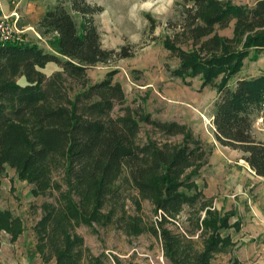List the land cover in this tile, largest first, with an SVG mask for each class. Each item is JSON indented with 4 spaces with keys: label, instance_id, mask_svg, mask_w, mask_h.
Listing matches in <instances>:
<instances>
[{
    "label": "trees",
    "instance_id": "1",
    "mask_svg": "<svg viewBox=\"0 0 264 264\" xmlns=\"http://www.w3.org/2000/svg\"><path fill=\"white\" fill-rule=\"evenodd\" d=\"M185 1L191 5L183 11V30L191 31L195 48L188 51L171 41L165 43L181 60L175 74L201 75L203 85H218L213 114L217 140L244 152L242 158L256 174L264 176V141L257 140L252 130L264 108V74L237 78L251 51L256 55L264 52V0L253 7L231 0ZM104 10L89 0H57L50 5L38 29L43 35H54L50 40L54 50L16 38L0 41V172L7 164L17 167L22 177L37 184V193L49 187L54 165L63 160L67 180L79 198L43 206L35 230L37 248L45 262L55 258V264H83L84 242L72 223L96 220L110 203L134 197L141 208L140 201L147 199L167 221L203 195V191L189 194L182 188L198 190L197 181L190 179L191 174H200L207 162L204 147L191 145L189 140L184 145L152 139L140 142L141 121L134 111L127 106L122 114L113 115L115 105L126 98L122 85L114 82V72L88 85L89 67L133 54L128 45L120 50L103 47L94 15ZM73 11L81 16L80 23ZM233 20L234 37L214 34L203 40L216 25L225 27ZM234 43L242 48L236 51ZM51 64L78 79L85 78L81 91L70 92L61 73L46 75L43 70ZM22 74L27 83L19 82ZM221 74L224 76L219 81ZM145 119L166 136L185 133V125L176 121ZM191 168L194 171L188 174ZM128 191V197H123ZM204 205L205 215L196 219V228L205 229L202 247L196 244V230L152 229L171 264H215L216 255L233 245L231 236L222 234L232 225L229 215ZM202 209L195 208L198 213ZM235 226L240 228L239 223ZM126 228L142 233L131 218ZM1 229L17 235L22 230L21 218L0 208ZM229 264L241 262L235 258Z\"/></svg>",
    "mask_w": 264,
    "mask_h": 264
},
{
    "label": "rangeland",
    "instance_id": "2",
    "mask_svg": "<svg viewBox=\"0 0 264 264\" xmlns=\"http://www.w3.org/2000/svg\"><path fill=\"white\" fill-rule=\"evenodd\" d=\"M50 1L55 0H46V2ZM89 1L105 9L94 15L102 35L103 47L120 50L123 45H128L133 54L116 61L89 67L88 85L102 81L114 72L112 75L114 82L122 85L126 98L123 103L115 105L113 115H120L127 106L130 107L137 119L141 121L140 142L152 139L160 143L172 142L184 145L186 140H189L191 145L199 144L204 147L208 154L206 157V164H208V156L214 148L213 144L215 142L220 144L216 138L213 116L215 101L219 95L218 85H203L205 78L201 75L182 77L175 74V70L181 65L180 57L176 51L165 46L167 41H171L173 45L188 51L195 48L191 31L183 30L186 21L183 11L191 3L185 0ZM231 1L237 5L253 7L258 0ZM73 13L80 23L81 16L74 11ZM235 22L233 20L225 27L216 25L211 35L205 36L203 40L211 38L214 34L234 37ZM18 28L22 29L21 26ZM23 31L20 36H23L28 43L40 46L47 43L44 48L54 50L50 44L54 35H43L38 27L30 31L33 36ZM234 46L238 48L235 49L236 51L242 48V45L239 48L238 43H234ZM43 71L48 76L61 73L70 92L74 93L81 91L85 81V78L78 79L68 72L65 73L61 67L50 66ZM239 73L237 78L263 75L264 52L256 55L254 51H251L245 57ZM223 76L224 74L220 75L219 81ZM235 78L234 76L233 79ZM18 79L21 84L27 83L23 74ZM146 117L168 123L176 121L185 125V133L166 136L158 127L148 123ZM252 130L257 140L264 141V108L257 114ZM241 155H244V152H241ZM204 166L200 174H191L190 180L197 181L198 190L182 188L189 194L203 191V195L201 194L193 206L187 203L183 212L173 220L161 219L159 209L157 210L147 199L140 201L141 208L137 207L136 199L128 197V191L123 194V197H128L124 202H118L116 205L110 203L96 220L85 224L73 222L74 232L84 242L83 264H171L164 254L160 237L152 232L155 227L157 229L165 227L178 233L196 230L194 233L196 244L202 247L203 236L201 235L205 229L196 228V219L200 215H205L206 210L202 209L204 204H210L212 209L219 210L216 200L221 199L216 195L214 203L208 200L211 197L204 191L207 190L210 194L211 190L207 188L206 179L202 176V173L206 174L208 171V169L204 170ZM192 171H194L193 168L187 173ZM49 181L48 188L39 189L36 193L37 184L26 176L22 177L17 167L7 164L6 169L0 172V208L10 211L14 216H19L22 225V230L17 235L1 229L0 264H55V258L45 262L43 254L40 255L35 224L43 215V206L51 207L61 201L66 203L70 197L76 201H79V198L74 191L73 183L70 186L67 180L63 160L54 165ZM216 187L214 186L213 191ZM219 189L221 190V187ZM228 190H230L229 195L236 191L233 185H230ZM258 200L259 198L255 201L257 204L247 200L241 207L235 206V209L227 213L232 223L227 229L232 231L233 235L230 236L232 241L234 236L235 241L228 251L216 255L215 264L219 262L229 264L235 258L239 259L241 264H264V225L260 227L256 224L257 218L253 217L254 219L250 221V218L245 215V213L261 209L264 203H258ZM195 208L202 209V212L198 213ZM219 211L222 214L225 213L223 210ZM130 218L134 226L140 225L142 233L128 231L126 223ZM244 219L246 225L243 224ZM236 223L240 224L239 229L235 226ZM257 225L258 229H256Z\"/></svg>",
    "mask_w": 264,
    "mask_h": 264
},
{
    "label": "crops",
    "instance_id": "3",
    "mask_svg": "<svg viewBox=\"0 0 264 264\" xmlns=\"http://www.w3.org/2000/svg\"><path fill=\"white\" fill-rule=\"evenodd\" d=\"M55 3L56 0L50 2H46V0H0V18L8 15L11 21H16L17 25L25 30V33L33 36L30 31L38 27L41 17L47 12L49 6ZM45 45L47 46V43L42 46ZM50 66L60 67L55 64L48 67ZM213 146L214 148L208 156L209 163L204 166V170L208 169V171L206 174L202 173L206 179L207 188L211 190L210 194L207 190L204 191L207 196L211 197L208 200L214 203L216 195L221 197L219 201L216 200V205L219 210H223L225 213L235 209V206L241 207L242 203L247 200L252 204H257L255 201L259 198L258 203H264V176L256 174L250 164L242 159L243 155L239 150L220 145L218 142H215ZM230 185H233L236 191L229 195ZM214 186H217L215 191H213ZM228 196L229 198H226ZM245 215L250 218V221L254 219L253 217L257 218L256 224L260 227L264 225V205L260 210L257 209L254 212L245 213ZM243 221L245 225L248 222L247 218L246 222L245 219ZM258 225L256 229H258ZM231 233L230 229L222 232L223 236L233 235ZM233 241H235L234 236Z\"/></svg>",
    "mask_w": 264,
    "mask_h": 264
},
{
    "label": "built area",
    "instance_id": "4",
    "mask_svg": "<svg viewBox=\"0 0 264 264\" xmlns=\"http://www.w3.org/2000/svg\"><path fill=\"white\" fill-rule=\"evenodd\" d=\"M22 29L18 28L16 21H10L8 15L0 18V41L6 42L12 39L26 40L23 36H20Z\"/></svg>",
    "mask_w": 264,
    "mask_h": 264
}]
</instances>
